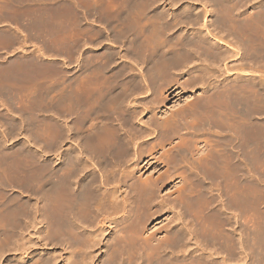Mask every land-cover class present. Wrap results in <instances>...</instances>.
<instances>
[{
  "label": "bare ground",
  "instance_id": "1",
  "mask_svg": "<svg viewBox=\"0 0 264 264\" xmlns=\"http://www.w3.org/2000/svg\"><path fill=\"white\" fill-rule=\"evenodd\" d=\"M263 174L264 0H0V264H264Z\"/></svg>",
  "mask_w": 264,
  "mask_h": 264
},
{
  "label": "rangeland",
  "instance_id": "2",
  "mask_svg": "<svg viewBox=\"0 0 264 264\" xmlns=\"http://www.w3.org/2000/svg\"><path fill=\"white\" fill-rule=\"evenodd\" d=\"M11 49H12V50L14 49V50L12 51ZM16 49H18L19 51L16 50ZM8 51H9V52H8ZM16 51H17V53H16ZM21 51H22V50L19 49V48H10V49L7 50L8 54H6L7 52H6V53H5V52H2V53H5V54H2V55H1V56H2V65H4V64L6 63L5 61L8 62L9 60H11V59H13V58H15V59H17V58H22V56H23V54H22L23 51H22V52H21ZM17 54H19V56H18ZM20 54H22V56H20ZM10 55H11V56H10ZM13 55H14V56H13ZM16 55H17V56H16ZM12 56H13V58H12ZM15 56H16V57H15ZM7 57H8V58H7ZM10 58H11V59H10ZM51 58H52V57H51ZM49 60H50V59H49ZM49 60H45V61H43V62H44L43 64L46 65V64H48V62H49V64H52V62H50V61H52V60H50V61H49ZM45 62H47V63H45ZM73 63H74V62H72V64H71V62H70L69 64L73 65ZM49 64H48V66H49ZM71 65H70V66H71ZM45 85H46V84H45ZM45 85L43 84V86H41L42 88H41V87H39V88L43 89V88L45 87ZM35 100H36V99H35ZM8 102H9V100H8ZM11 104H12V103H11ZM16 105L18 106V104H16ZM16 105H15V103H13L12 106H9L10 108L12 107V108H11V111L15 109V110H17V111H13L14 113H15V112H16V113H17V112H20V113H21V111L18 109V107H17ZM13 107H15V108L13 109ZM16 108H17V109H16ZM4 109H5V107L2 106V116H3V118H2V121H3V122H2V131H3V130H7V129L9 128V126H8L9 123H10L9 121L12 120V119H11V118H12L11 116H13V118L16 117V116H14L13 113H8V112H6V110H4ZM4 111H5V112H4ZM4 113H5L6 115H5ZM16 113H15V114H16ZM12 114H13V115H12ZM45 114H46V112L44 113V111H43L42 113H41V112H39V114L37 113V116L45 115ZM9 116H10V117H9ZM4 117H5V118H4ZM7 118H8V119H7ZM4 119H5V120H4ZM16 122H18L17 117H16ZM3 124H4V125H3ZM4 126H5V127H4ZM6 127H7V128H6ZM27 130H28V129H24V130L22 131L20 137H19L18 140H17L18 142L16 141V142L14 143V146H15V147H17L18 145H19V146H20V145L23 146V144H24V146H26V142H25L26 139H25V138L28 139V137L30 136V131L27 132ZM24 133H25V135H24ZM26 133H27V134L29 133V134L27 135ZM23 136H25V137H23ZM21 137H22V138H21ZM23 140H24V141H23ZM22 141H23V142H22ZM24 142H25V143H24ZM16 143H18V145H16ZM20 143H22V144H20ZM15 147H14V148H15ZM148 170L151 171V168L148 169ZM143 171H144V170H143ZM149 171H146V173L149 172ZM135 173L138 174V171L135 172ZM139 173H140V171H139ZM144 175H145V173H144ZM261 177H262V178L260 179V182H259V183H260V186H262V187H260V189H261L262 193H264V174H263V176H261ZM246 183H247V181H246ZM262 183H263V184H262ZM164 192H165V189L163 190L162 194H163ZM214 193H216L215 190H214ZM216 196H217V195H216ZM216 196H214V197H216ZM216 199H217V198H216ZM246 213H247V212H246ZM246 213L244 214L243 217H245V218H246V221H247V220H248V215H249L250 213H249V212H248L247 214H246ZM243 217H242V218H243ZM249 219H250V218H249ZM159 220H160V219H159ZM159 220H158V221H159ZM248 221H249V220H248ZM248 221H247V223L245 224V225H247L246 228L250 225ZM156 222H157L156 220H154V221H150V223H148V227H151V226L155 225ZM246 232H248V229H247ZM106 238H107V237H106ZM246 238H247V236H246ZM105 240H106V239H105ZM105 240H104V241H105ZM248 260H249V257L247 256V261H248ZM2 263H4L3 258H2Z\"/></svg>",
  "mask_w": 264,
  "mask_h": 264
}]
</instances>
